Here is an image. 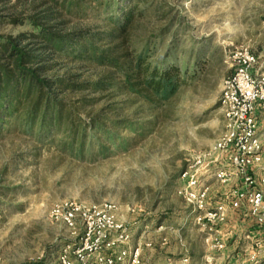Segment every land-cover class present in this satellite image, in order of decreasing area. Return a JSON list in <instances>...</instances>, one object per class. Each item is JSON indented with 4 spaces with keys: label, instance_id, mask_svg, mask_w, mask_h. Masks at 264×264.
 Instances as JSON below:
<instances>
[{
    "label": "rangeland",
    "instance_id": "1",
    "mask_svg": "<svg viewBox=\"0 0 264 264\" xmlns=\"http://www.w3.org/2000/svg\"><path fill=\"white\" fill-rule=\"evenodd\" d=\"M159 4L164 6L160 11ZM7 12L0 7V14ZM89 25L104 26L101 21ZM162 29H167L164 35ZM19 30L27 29L0 22V33ZM130 39L129 50L150 40L151 55L169 63L187 62L184 85L170 101L154 106L134 94L85 93L102 99L94 111L104 109L108 116L140 125L137 134L121 129L127 143L106 153L89 148L84 155L72 154L19 129L2 136L0 264H36L45 259L46 264H58L63 248L79 246L82 232L75 233L52 215L56 205L68 200L115 204L119 220L137 235L147 231L158 247L164 231L159 229L161 220L193 219L192 208L176 192L179 176L194 154L209 149L223 131L220 97L224 80L234 71L227 59L231 52L248 46L264 65V0H151L150 11L139 19ZM81 71L85 78L103 72L87 66ZM218 196L211 200L223 201ZM188 225L187 239L191 243L194 239L195 251L203 252L196 264H208L206 253L223 263L229 260L224 259L225 249L212 247L208 232L194 222ZM223 227L218 228L220 235ZM243 250L238 257L234 253L231 264H250V249Z\"/></svg>",
    "mask_w": 264,
    "mask_h": 264
},
{
    "label": "trees",
    "instance_id": "2",
    "mask_svg": "<svg viewBox=\"0 0 264 264\" xmlns=\"http://www.w3.org/2000/svg\"><path fill=\"white\" fill-rule=\"evenodd\" d=\"M0 7L8 11L0 22L27 29L0 33V138L19 129L72 154L106 153L127 143L121 129L137 134L140 125L94 111L102 99L85 93L134 94L154 106L170 101L186 81L187 62L151 55L150 40L129 50L151 0H0ZM92 21L104 26L93 29ZM86 66L103 72L85 78Z\"/></svg>",
    "mask_w": 264,
    "mask_h": 264
},
{
    "label": "built area",
    "instance_id": "3",
    "mask_svg": "<svg viewBox=\"0 0 264 264\" xmlns=\"http://www.w3.org/2000/svg\"><path fill=\"white\" fill-rule=\"evenodd\" d=\"M227 59L234 71L221 91L223 131L209 149L194 154L176 191L192 208L195 224L209 233L216 251L225 249L218 228L226 224L230 208L247 207L264 229V157L257 121L258 108L264 111V68L261 56L245 45L236 47ZM234 179L240 185L227 200H211L210 180L224 185ZM52 215L75 233L82 232L79 246L68 245L59 252L58 264H141V248L129 245L131 229L119 220L115 204L68 200L56 205ZM205 259L208 264H224L210 254ZM247 261H264L263 237L255 239Z\"/></svg>",
    "mask_w": 264,
    "mask_h": 264
},
{
    "label": "crops",
    "instance_id": "4",
    "mask_svg": "<svg viewBox=\"0 0 264 264\" xmlns=\"http://www.w3.org/2000/svg\"><path fill=\"white\" fill-rule=\"evenodd\" d=\"M262 66L264 68V65ZM257 121L264 157V111L260 108L257 111ZM210 181L213 186L211 198H215L219 194L218 199L220 200H227L232 195V192L240 185L238 179H234L224 185H220L214 180ZM192 220L189 221L185 217H181L180 220L175 222L165 219L161 220L159 222V229L164 231L161 233L159 247L154 244L155 241L150 239L147 231H142L137 235L136 231H132L131 228L132 237L129 245L131 247L140 246L141 264H196L198 258L203 256V252L199 253L195 251L196 243L194 239L192 243L187 239L186 230L188 229V224L194 222ZM223 228L224 230L221 231L220 237L225 243V250L222 253L224 254V259H229L228 261L225 260V264L226 262L227 264L233 263L234 253H237L238 257L242 251H245L243 248H247V250L251 249L255 239H259L260 232L263 231L250 216L247 207L238 210L230 208L227 222ZM226 252H228L227 255ZM213 253L216 255V252ZM207 254L209 253H206L205 256ZM231 255L233 257L230 259Z\"/></svg>",
    "mask_w": 264,
    "mask_h": 264
}]
</instances>
